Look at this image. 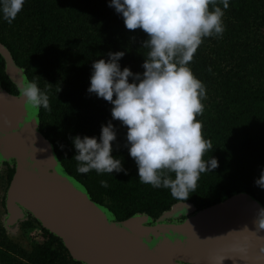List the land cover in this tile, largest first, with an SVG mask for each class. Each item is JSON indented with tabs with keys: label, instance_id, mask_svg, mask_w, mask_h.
<instances>
[{
	"label": "trees",
	"instance_id": "obj_1",
	"mask_svg": "<svg viewBox=\"0 0 264 264\" xmlns=\"http://www.w3.org/2000/svg\"><path fill=\"white\" fill-rule=\"evenodd\" d=\"M223 10V34L204 38L189 65L206 89L203 112L196 117L212 143L205 159L214 156L219 166L201 174L186 201L174 198L169 189L140 182L137 165L124 147L127 129L117 120L112 121L118 133L112 154L123 159L127 175L81 174L73 158L71 137H99L101 125L112 120V105L87 91L93 61L107 59L109 51H125L121 69L143 73L149 51L142 46L147 39L143 30L127 29L109 0H25L11 24L0 18L1 87L18 93L7 75L8 63L14 62L28 81L47 92L50 110L39 108V132L51 142L66 172L117 221L148 215L155 223L176 204H191L196 212L241 192L264 206V189L254 183L264 168V0H229ZM10 164H1L7 166V186L14 173ZM101 180L109 186L102 187ZM186 217L182 209L165 221ZM19 227L29 237L28 248L0 223V264H82L31 214Z\"/></svg>",
	"mask_w": 264,
	"mask_h": 264
},
{
	"label": "clouds",
	"instance_id": "obj_2",
	"mask_svg": "<svg viewBox=\"0 0 264 264\" xmlns=\"http://www.w3.org/2000/svg\"><path fill=\"white\" fill-rule=\"evenodd\" d=\"M221 3L223 9L229 7V0H109L127 29L147 34L142 46L149 51L143 73L121 69L125 51H109L107 59L93 61L87 91L112 105V120L101 125L99 137H71L79 173L127 175L123 159L112 154L118 135L113 120L127 129L124 147L137 165L140 182L169 189L178 200H188L201 174L219 166L216 157L205 159L212 143L196 117L203 112L206 89L189 65L204 38L223 34ZM24 4L0 0V18L11 24ZM20 93L33 107L50 110L49 95L34 80H25ZM254 183L264 189V168ZM100 184L109 186L106 180ZM253 224L255 232L264 230V206ZM244 230L249 231L247 226Z\"/></svg>",
	"mask_w": 264,
	"mask_h": 264
},
{
	"label": "water",
	"instance_id": "obj_3",
	"mask_svg": "<svg viewBox=\"0 0 264 264\" xmlns=\"http://www.w3.org/2000/svg\"><path fill=\"white\" fill-rule=\"evenodd\" d=\"M7 75L18 89L13 95L0 87V164L14 163L7 227L31 214L82 264H264V230L255 232L253 224L263 205L245 192L196 212L176 204L155 223L148 215L117 221L66 172L39 132V108L21 97L27 78L14 62ZM182 209L183 221H165Z\"/></svg>",
	"mask_w": 264,
	"mask_h": 264
},
{
	"label": "rangeland",
	"instance_id": "obj_4",
	"mask_svg": "<svg viewBox=\"0 0 264 264\" xmlns=\"http://www.w3.org/2000/svg\"><path fill=\"white\" fill-rule=\"evenodd\" d=\"M0 53L4 54V50L1 47ZM4 57H7V55H4ZM6 172L7 166L0 164V223L6 228L7 234L12 237V239H14L19 244L23 245L25 248H28L30 245L29 237H26L21 233L19 224L17 225V228L10 229L9 227H7L5 222L7 218V212L4 208L5 193L7 188ZM156 221H158V219Z\"/></svg>",
	"mask_w": 264,
	"mask_h": 264
},
{
	"label": "flooded vegetation",
	"instance_id": "obj_5",
	"mask_svg": "<svg viewBox=\"0 0 264 264\" xmlns=\"http://www.w3.org/2000/svg\"><path fill=\"white\" fill-rule=\"evenodd\" d=\"M10 164V163H9ZM11 165V164H10ZM175 221V220H174ZM176 222V221H175Z\"/></svg>",
	"mask_w": 264,
	"mask_h": 264
}]
</instances>
